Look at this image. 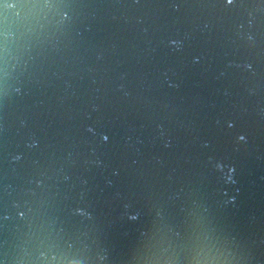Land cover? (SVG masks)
Returning a JSON list of instances; mask_svg holds the SVG:
<instances>
[{"label":"water","instance_id":"obj_1","mask_svg":"<svg viewBox=\"0 0 264 264\" xmlns=\"http://www.w3.org/2000/svg\"><path fill=\"white\" fill-rule=\"evenodd\" d=\"M0 264H264V0H0Z\"/></svg>","mask_w":264,"mask_h":264}]
</instances>
